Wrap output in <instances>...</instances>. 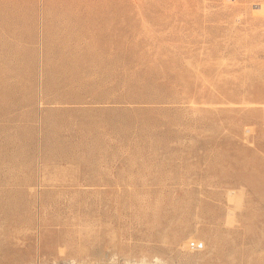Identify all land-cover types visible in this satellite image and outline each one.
I'll return each instance as SVG.
<instances>
[{"label":"rangeland","instance_id":"374dc122","mask_svg":"<svg viewBox=\"0 0 264 264\" xmlns=\"http://www.w3.org/2000/svg\"><path fill=\"white\" fill-rule=\"evenodd\" d=\"M0 264H264V0H0Z\"/></svg>","mask_w":264,"mask_h":264}]
</instances>
